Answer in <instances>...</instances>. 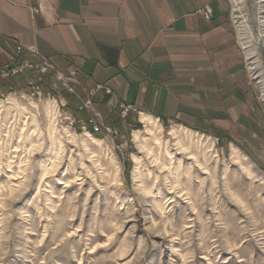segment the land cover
Segmentation results:
<instances>
[{
	"label": "rangeland",
	"instance_id": "1",
	"mask_svg": "<svg viewBox=\"0 0 264 264\" xmlns=\"http://www.w3.org/2000/svg\"><path fill=\"white\" fill-rule=\"evenodd\" d=\"M227 2L253 127L150 115V137L142 113L97 94L81 110L96 84L71 69H59L76 80L71 103L51 72L0 88V264H264V44L254 0Z\"/></svg>",
	"mask_w": 264,
	"mask_h": 264
},
{
	"label": "crops",
	"instance_id": "2",
	"mask_svg": "<svg viewBox=\"0 0 264 264\" xmlns=\"http://www.w3.org/2000/svg\"><path fill=\"white\" fill-rule=\"evenodd\" d=\"M205 5L209 21L198 13ZM228 8L227 0H0V64L35 61L37 51L57 69L73 70L82 88L110 87L98 103L215 127L228 113L235 125L252 126L255 98ZM18 45L25 48L20 56ZM30 77L0 80V88Z\"/></svg>",
	"mask_w": 264,
	"mask_h": 264
},
{
	"label": "built area",
	"instance_id": "3",
	"mask_svg": "<svg viewBox=\"0 0 264 264\" xmlns=\"http://www.w3.org/2000/svg\"><path fill=\"white\" fill-rule=\"evenodd\" d=\"M198 13H200L204 19V21H209L212 17L211 8L208 5H205L203 9L199 10ZM230 17V14H229ZM231 24H232V18H230ZM234 28V26H233ZM17 47V54L21 55L25 52V48L23 46H16ZM36 53V60L35 61H28L23 60L21 63H13L11 61L4 62L0 64V79L7 80L11 77L20 76L23 73H32L34 75H43L48 74L50 75V72L54 74L56 82L66 90L68 93L75 94V85L74 82L76 81L73 74L70 75L64 74L62 71L56 68L51 60H49L46 56L40 55L37 53V51L33 52ZM248 70V69H247ZM32 81V80H31ZM250 74L248 73V85L250 84ZM32 82H30L31 84ZM53 85H57L56 83H53ZM34 93H40V89L38 85L33 87ZM105 94L111 93L110 87H104L102 84L97 83L93 86V88H90L87 90L85 98H83L80 102V109L84 111H88L92 109V102L91 99L93 96L98 94L99 92H102ZM118 107L120 109L121 114H126L127 112L131 111L132 108L130 105H127L126 103L122 102L118 104ZM70 125H73L74 123L78 124V127L82 128L83 130H88L91 133L99 132V131H105L106 133H111L112 130L110 127H105L95 119H80L79 121H76L73 117L67 116ZM216 140V139H215Z\"/></svg>",
	"mask_w": 264,
	"mask_h": 264
},
{
	"label": "bare ground",
	"instance_id": "4",
	"mask_svg": "<svg viewBox=\"0 0 264 264\" xmlns=\"http://www.w3.org/2000/svg\"><path fill=\"white\" fill-rule=\"evenodd\" d=\"M254 5H256V11L257 12H256V14H254V16L252 15V18H253V21H255L256 25L260 26L257 29V40L261 43V45H263L264 44V0H254ZM248 21L251 23V16L249 17ZM141 118L143 121L146 122L147 134L150 135V137L152 136L155 138L156 137L155 136V127L153 126V123H152L153 121L151 120V116H149L147 114H142ZM91 139H92V137H91ZM134 141L136 143L141 142V136L138 133L135 134Z\"/></svg>",
	"mask_w": 264,
	"mask_h": 264
}]
</instances>
